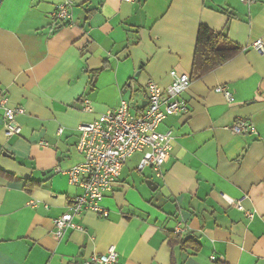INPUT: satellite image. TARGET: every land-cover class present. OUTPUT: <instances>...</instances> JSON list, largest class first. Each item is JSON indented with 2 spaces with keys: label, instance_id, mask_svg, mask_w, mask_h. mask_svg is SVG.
<instances>
[{
  "label": "crops",
  "instance_id": "0c3cea01",
  "mask_svg": "<svg viewBox=\"0 0 264 264\" xmlns=\"http://www.w3.org/2000/svg\"><path fill=\"white\" fill-rule=\"evenodd\" d=\"M64 1L72 20L60 24L53 13ZM201 25L227 32L242 51L193 80L182 96L188 114L159 127L174 133L163 175L141 170L136 153L102 202L108 217L86 211L74 219L82 230L57 239L54 221L83 195L63 174L84 160L79 126L121 100L139 114L149 82L165 89L171 71L191 75ZM258 40L264 44V0H2L0 264H87L111 247L116 264H264ZM221 86L234 103L215 91ZM3 98L25 111L18 135L7 134ZM238 121L251 122L254 133L233 134ZM176 235L199 250L176 244Z\"/></svg>",
  "mask_w": 264,
  "mask_h": 264
},
{
  "label": "built area",
  "instance_id": "2783aa9c",
  "mask_svg": "<svg viewBox=\"0 0 264 264\" xmlns=\"http://www.w3.org/2000/svg\"><path fill=\"white\" fill-rule=\"evenodd\" d=\"M71 6L72 3L69 1L60 3L53 13L55 22L69 23L72 20ZM1 7L2 0L0 12ZM253 48L264 53V44L261 40L256 41ZM170 76L172 81L165 89L154 82L147 84V104L140 108L139 114L134 113L132 102L121 100L117 107L109 109L98 119L79 126L80 136L76 149L84 160L63 174L71 185L83 189V195L70 206L69 212L54 221L57 239L60 240L69 229L82 230V226L76 224L74 219L86 211H92L102 218L108 217L102 202L106 194L113 191L125 164L136 153H143L141 170L150 167L157 177L163 175V167L173 150L174 133L171 130L161 133L159 127L170 117L188 114L189 105L182 96L192 84L190 75L173 70ZM215 91L223 95L229 103H234V95L228 88L221 86ZM1 102L5 107L7 134L9 136L20 134L21 127L17 124L16 118L25 113L24 109L7 107L6 98ZM84 109L88 113L93 112L88 99L84 100ZM230 130L236 135L254 133L249 121H238ZM237 208L244 211L240 202ZM249 217L253 216L249 214ZM118 256L116 248L111 247L106 254L92 256L87 260V264H116ZM212 260H215V257H212Z\"/></svg>",
  "mask_w": 264,
  "mask_h": 264
},
{
  "label": "trees",
  "instance_id": "16d2710c",
  "mask_svg": "<svg viewBox=\"0 0 264 264\" xmlns=\"http://www.w3.org/2000/svg\"><path fill=\"white\" fill-rule=\"evenodd\" d=\"M241 51V46L232 41L227 32H217L206 25H201L198 30L193 69L190 75L192 81L222 67ZM172 239L183 247L192 246L194 250H199V244L192 239L184 240L177 235L172 236Z\"/></svg>",
  "mask_w": 264,
  "mask_h": 264
},
{
  "label": "water",
  "instance_id": "95a60500",
  "mask_svg": "<svg viewBox=\"0 0 264 264\" xmlns=\"http://www.w3.org/2000/svg\"><path fill=\"white\" fill-rule=\"evenodd\" d=\"M146 104H147V102H144L143 105H142V107H145ZM0 124H1V122H0Z\"/></svg>",
  "mask_w": 264,
  "mask_h": 264
}]
</instances>
